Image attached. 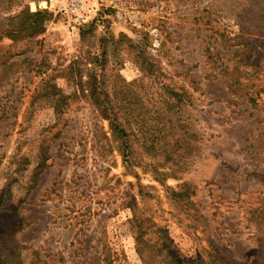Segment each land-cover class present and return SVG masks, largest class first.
<instances>
[{"label": "rangeland", "instance_id": "1", "mask_svg": "<svg viewBox=\"0 0 264 264\" xmlns=\"http://www.w3.org/2000/svg\"><path fill=\"white\" fill-rule=\"evenodd\" d=\"M49 2L0 0V30L25 7L47 11L44 33L0 40V57L11 52L0 58V231L23 246L6 258L12 264H143L126 207L130 193L167 231L183 264L261 263L264 217L257 212L264 210V156L246 157L244 148L264 134V35L250 23L248 0H85V23L50 9ZM111 34L126 37L110 74L140 80L136 85L151 82H141L136 52L127 47L131 38L157 64L165 84L188 94L183 117L191 149L183 146L179 164L137 149L128 167L109 121L87 96L73 94L70 63L98 54L101 38ZM234 65L258 68L237 93L228 84ZM52 84L72 94L60 119L57 98L44 93ZM249 93L259 96L257 106ZM43 142L51 157L29 191ZM258 146L256 152L264 153ZM147 162L175 174L167 185L195 187L203 221H194L195 208L170 203ZM138 183L145 187L142 196ZM168 263L166 256L156 262Z\"/></svg>", "mask_w": 264, "mask_h": 264}, {"label": "trees", "instance_id": "2", "mask_svg": "<svg viewBox=\"0 0 264 264\" xmlns=\"http://www.w3.org/2000/svg\"><path fill=\"white\" fill-rule=\"evenodd\" d=\"M251 15V25L254 24L256 32H249L250 35H264V0H248ZM47 11L38 9L30 11L27 7L21 9L15 15L8 17V23L0 30V40L5 37L13 41L31 39L46 30ZM254 22V23H253ZM253 23V24H252ZM88 31L81 32V39H87ZM126 36L120 35L119 38L111 35H105L100 40V52L93 54L88 52L81 59L73 60L69 65L68 75L74 84L75 93H81L87 96L92 104H95L100 116L109 121L112 138L117 143V149L123 155L127 166L131 164L132 156L136 150H141V154H150L151 159H161L163 163L172 162L179 164L183 158L181 152L183 146L185 151H190L187 145L184 132V114L185 105L189 97L185 91L174 88L163 82L160 69L157 64L146 54L145 50L136 45L131 38H127V47L129 52H136L137 63H139L143 72L144 79H150L151 82L139 84L140 82H127L119 74H110L117 71V67L112 66L111 59L118 47L124 42ZM11 57V52L8 56ZM243 56V55H242ZM0 57V58H3ZM243 59V57H242ZM16 62H11L12 67ZM234 65L232 69L233 76L230 77L229 85L234 93L242 89L243 79L246 74H256L258 68ZM162 78V80H161ZM113 79V80H112ZM139 86V87H137ZM245 91V90H244ZM46 95L56 97L55 110L57 118L63 116L62 106L68 103V98L72 94L65 95L59 91L56 84H52L49 90H45ZM246 95L248 92L246 91ZM258 97L249 93L248 101L253 106L258 105ZM150 104V105H149ZM149 105L150 107H147ZM147 107L146 112L142 109ZM184 143V144H183ZM258 143L260 146H258ZM264 134L258 140L248 139L245 145V155L249 158L263 157L264 153ZM191 153V152H190ZM38 159L34 170V182L29 191L36 185L42 172L48 166L49 144L41 143ZM146 169L153 172L157 181L165 188L167 198L170 203L177 208L190 210L195 208L193 196L196 193L195 187L188 182H183L176 188L166 184L168 176L175 175L166 171H161L153 162H147ZM139 185V194L144 195L142 189L145 188L141 183ZM127 208L133 214V220L137 226L136 250L142 259L143 264H156L162 256L169 258L168 264H183V258L174 241L169 237L167 231L162 230L156 222L145 215L139 207V202L134 194H127ZM200 209L195 208L194 221H203L204 216ZM264 217V210H258L257 217ZM264 219V218H263ZM157 228L153 231L152 228ZM153 233H159L158 238H153ZM23 246L18 245L15 239H11L8 233L0 231V264H12L10 259L6 258L7 252L18 250ZM261 263L264 264V243L260 245ZM226 264H235L226 262Z\"/></svg>", "mask_w": 264, "mask_h": 264}, {"label": "built area", "instance_id": "3", "mask_svg": "<svg viewBox=\"0 0 264 264\" xmlns=\"http://www.w3.org/2000/svg\"><path fill=\"white\" fill-rule=\"evenodd\" d=\"M47 6L57 13L68 15L75 22L85 23L88 21V16L85 14V0H50Z\"/></svg>", "mask_w": 264, "mask_h": 264}]
</instances>
